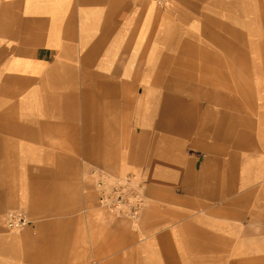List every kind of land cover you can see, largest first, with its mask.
I'll use <instances>...</instances> for the list:
<instances>
[{"label":"crops","instance_id":"1","mask_svg":"<svg viewBox=\"0 0 264 264\" xmlns=\"http://www.w3.org/2000/svg\"><path fill=\"white\" fill-rule=\"evenodd\" d=\"M149 2L0 1V264H264V84L212 96L264 75L260 0ZM91 167L148 177L139 227Z\"/></svg>","mask_w":264,"mask_h":264},{"label":"rangeland","instance_id":"2","mask_svg":"<svg viewBox=\"0 0 264 264\" xmlns=\"http://www.w3.org/2000/svg\"><path fill=\"white\" fill-rule=\"evenodd\" d=\"M150 3V2H149ZM260 9H259V13L258 11L256 12V6L254 7V10L251 9V15H253L254 19L256 20L257 18H259L260 20V24L259 26H257V23L255 22L254 28H255V34H259L264 36V0H260ZM229 25L230 26H234L235 22L234 21H229ZM234 28V27H233ZM249 27H246L245 31L248 33ZM250 34H254V33H250ZM264 44L260 45V49L259 51H264ZM260 66L261 68H264V60H260ZM228 66L231 68L233 66H235L236 61L234 60H229L227 61ZM250 64H248L246 62V65L249 66H253V61L249 62ZM234 79H237L236 77H233ZM239 80L244 79L245 80V90L242 88V91L244 90V92H239L238 91V83L237 82H231L230 83V90H228L227 93H221V92H214L212 93V96H218V98H220L221 94L223 95V97H225V95H228V100L229 103H236L237 100H243L245 99V97L247 96L248 98L253 99V94L255 92L256 89H258L257 87H255V85L257 86L258 84H264V75H259V76H254V75H245L243 76V78H238ZM262 89H264V86L262 87ZM140 93L136 92L135 95L138 96ZM205 93H197L198 99H200V97H203ZM256 94V92H255ZM241 97V98H240ZM233 107H229L230 110H236V105L234 107V105H232ZM134 110V109H133ZM152 109H150L151 111ZM155 110V109H154ZM133 124V123H132ZM133 128L135 127V122L132 126ZM131 177L132 179H134V184L133 187L136 189V191L141 192V197L143 200V203L141 205V208L139 210V217L138 219H134L132 217H130V213L127 212V206H123L122 209L119 208H108V207H104L100 204L99 202V196H98V188H97V183L98 181H103L104 183H107V185L109 186V188H113L112 187V182L116 181V180H120V179H125ZM147 176H145L143 174V172L141 170H137V171H129V172H124V173H116V172H108V171H104L101 167H91L88 171L85 172L84 174V178L82 180L83 183H85L86 185L88 184V187L90 189H92L96 195L97 198V203L98 206L102 208V210L104 211H108V212H112V214L117 215L121 218L127 219L129 220L132 225H134V227H139V225L142 222V214L144 211V208L146 206V204L148 203V195H147V187H148V181H147ZM233 212V213H232ZM202 213H200L201 215ZM229 219L228 222L230 225L235 226L236 225V218H235V214L234 211L230 210L229 212ZM184 221H181V224ZM236 259H237V255L235 252H230L229 253V264H236Z\"/></svg>","mask_w":264,"mask_h":264},{"label":"built area","instance_id":"3","mask_svg":"<svg viewBox=\"0 0 264 264\" xmlns=\"http://www.w3.org/2000/svg\"><path fill=\"white\" fill-rule=\"evenodd\" d=\"M1 1V0H0ZM150 1L157 6L166 7L172 0H145ZM134 179L131 177L120 179L112 182V187L109 188L107 183L98 181V196L102 206L108 208H119L127 206V212L130 217L138 219L139 210L143 203L141 192L136 191L133 187ZM6 227L12 232H19L29 227L32 224V219L29 213L24 209H14L7 212Z\"/></svg>","mask_w":264,"mask_h":264}]
</instances>
